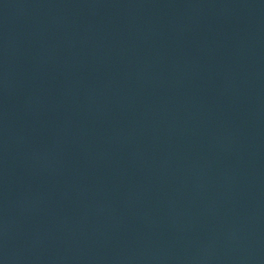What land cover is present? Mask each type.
<instances>
[{"label":"water","instance_id":"obj_1","mask_svg":"<svg viewBox=\"0 0 264 264\" xmlns=\"http://www.w3.org/2000/svg\"><path fill=\"white\" fill-rule=\"evenodd\" d=\"M0 264H264V0H0Z\"/></svg>","mask_w":264,"mask_h":264}]
</instances>
